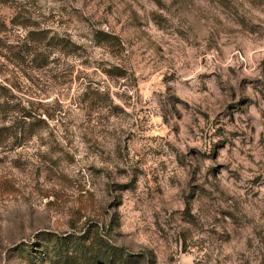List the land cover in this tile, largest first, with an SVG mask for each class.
Returning <instances> with one entry per match:
<instances>
[{
    "label": "rangeland",
    "instance_id": "374dc122",
    "mask_svg": "<svg viewBox=\"0 0 264 264\" xmlns=\"http://www.w3.org/2000/svg\"><path fill=\"white\" fill-rule=\"evenodd\" d=\"M84 234L264 264V0H0V264Z\"/></svg>",
    "mask_w": 264,
    "mask_h": 264
},
{
    "label": "trees",
    "instance_id": "16d2710c",
    "mask_svg": "<svg viewBox=\"0 0 264 264\" xmlns=\"http://www.w3.org/2000/svg\"><path fill=\"white\" fill-rule=\"evenodd\" d=\"M50 236V235H48ZM86 237V235H82L81 237H77L75 238H71L69 236H63V237H60V236H56V235H51L49 237V240H52L53 241V247H51L50 249V252H52L55 247L57 246V250H58V253L60 251V255H58V260H63V264H67V262H70L72 260V256L73 254H69L67 253L68 249L67 247H69L68 245L70 244L69 243V240L71 241L72 239L74 241H76L77 243L81 244V250L79 252V260L80 261H85L86 264H94L92 262V260L94 259L96 261V263L104 260V259H99L98 255H96V250L100 249V243L104 245V255L105 254H110V257L113 259V258H116L118 260H120L121 263L125 264L127 263V261L129 259H127L126 261H122L120 259V252L121 250L118 249V248H114L112 246H110L108 243L104 242L99 236H95V239L94 238H91L89 239V243L86 244V240H84ZM48 240V242H49ZM83 241V242H81ZM52 250V251H51ZM89 255V256H88ZM88 256V257H87ZM87 258V259H86ZM129 258V256H128ZM105 264V262H104Z\"/></svg>",
    "mask_w": 264,
    "mask_h": 264
}]
</instances>
